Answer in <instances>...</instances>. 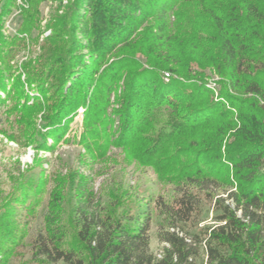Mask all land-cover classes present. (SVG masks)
Wrapping results in <instances>:
<instances>
[{
	"label": "trees",
	"instance_id": "trees-1",
	"mask_svg": "<svg viewBox=\"0 0 264 264\" xmlns=\"http://www.w3.org/2000/svg\"><path fill=\"white\" fill-rule=\"evenodd\" d=\"M14 7L22 20L6 35ZM80 109L83 163L120 149L176 195L134 209V196L113 189L102 203L80 168L49 189L35 158L0 189V264L25 247V211L35 216L46 195L32 241L39 263L264 264V0H0V133L51 152L74 140ZM211 202L213 223L201 226Z\"/></svg>",
	"mask_w": 264,
	"mask_h": 264
},
{
	"label": "rangeland",
	"instance_id": "rangeland-1",
	"mask_svg": "<svg viewBox=\"0 0 264 264\" xmlns=\"http://www.w3.org/2000/svg\"><path fill=\"white\" fill-rule=\"evenodd\" d=\"M24 0H17V5L20 7ZM57 3L49 1L42 4V14L45 19H49L51 11L56 8ZM19 8L14 7L9 15L6 17L5 34L12 35L16 33L21 22ZM46 22V21H45ZM44 22V23H45ZM37 33L35 32L34 35ZM50 31L44 35H49ZM39 48L35 45L32 46V51H37ZM24 52L16 56L17 61H22ZM218 80L217 75L212 76L207 81L208 88L212 89L218 95ZM83 109L79 110V114L75 117L71 125L70 137L75 136L72 142L66 143L61 141L58 148L54 151H41L36 153L31 147L21 148L14 142H9L3 134L0 133V189L5 193L9 191L12 186L8 178L10 170L21 166L26 169L28 166L33 165L35 158L41 159L40 164L36 167L35 172L43 170L50 178L48 184L49 189L52 187V180L59 174H65L70 168H80V171L91 177V186L95 193V201L104 203L110 190L119 189L120 191L127 190L129 195L134 196L130 205L137 209V203L142 201L143 207L149 205L153 210V203L150 202L152 198L159 195H164L167 201H171L172 197L176 195L175 187L173 185H165L160 183L154 171L150 168H141L135 164H131L126 160L125 154L122 150L113 148L109 152L110 160L103 164H87L83 163V149L76 143L80 132L82 131ZM4 115L0 111V128L5 127ZM48 195L44 196L41 206L37 209L35 216H26L28 236L25 241V247L21 250L20 254L11 260V264H43L39 263L32 255V241L38 235L39 231L44 225V217L46 215V206L48 203ZM138 201V202H137ZM137 202V203H136ZM213 202L205 204L206 212L201 217L204 223L211 222L213 216ZM96 205H94L95 209ZM23 218V216H22ZM155 218V216H154ZM159 218H155L151 223V251L159 255L163 244L159 241ZM40 259V258H38ZM46 264V263H45Z\"/></svg>",
	"mask_w": 264,
	"mask_h": 264
},
{
	"label": "built area",
	"instance_id": "built-area-1",
	"mask_svg": "<svg viewBox=\"0 0 264 264\" xmlns=\"http://www.w3.org/2000/svg\"><path fill=\"white\" fill-rule=\"evenodd\" d=\"M171 77L170 73H165V80L168 82ZM160 256V255H159Z\"/></svg>",
	"mask_w": 264,
	"mask_h": 264
}]
</instances>
